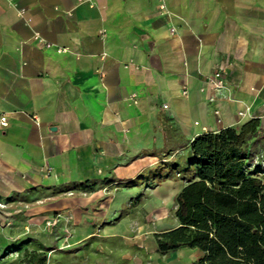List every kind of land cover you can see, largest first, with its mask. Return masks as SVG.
Instances as JSON below:
<instances>
[{
    "label": "crops",
    "instance_id": "1",
    "mask_svg": "<svg viewBox=\"0 0 264 264\" xmlns=\"http://www.w3.org/2000/svg\"><path fill=\"white\" fill-rule=\"evenodd\" d=\"M219 67L227 90L203 91ZM4 116L3 209L96 178L126 148L264 128V0H0Z\"/></svg>",
    "mask_w": 264,
    "mask_h": 264
},
{
    "label": "rangeland",
    "instance_id": "2",
    "mask_svg": "<svg viewBox=\"0 0 264 264\" xmlns=\"http://www.w3.org/2000/svg\"><path fill=\"white\" fill-rule=\"evenodd\" d=\"M187 151L126 148L82 188L56 184L49 197L2 206L0 264H22L25 250L52 248L48 264L191 263L196 250L162 255L155 242L178 226L176 197L190 175L174 162Z\"/></svg>",
    "mask_w": 264,
    "mask_h": 264
},
{
    "label": "trees",
    "instance_id": "3",
    "mask_svg": "<svg viewBox=\"0 0 264 264\" xmlns=\"http://www.w3.org/2000/svg\"><path fill=\"white\" fill-rule=\"evenodd\" d=\"M174 163L190 176L176 197L178 226L155 235L158 252L194 249L189 264H264L261 119L197 136ZM54 250L27 249L22 264H48Z\"/></svg>",
    "mask_w": 264,
    "mask_h": 264
},
{
    "label": "built area",
    "instance_id": "4",
    "mask_svg": "<svg viewBox=\"0 0 264 264\" xmlns=\"http://www.w3.org/2000/svg\"><path fill=\"white\" fill-rule=\"evenodd\" d=\"M13 1V0H10ZM45 47L50 49L53 48L52 44L50 43H46ZM57 52L58 53H63L66 52V49L63 48H57ZM205 87H203V91H210L213 92L215 94L223 91V90H227L228 88V82L226 79V70L224 67H219L218 69H216L212 75H210L206 81H205ZM183 93L185 95H187V90H184ZM210 102L215 104L217 103V99L215 97L210 98ZM165 109L168 108V106H164ZM250 111V108H245V110L239 111L238 115L240 118H245L247 116V113ZM214 115L215 116H220V109L218 107V105H214V109H213ZM0 126L1 127H6L8 126V119L7 117H2L0 119Z\"/></svg>",
    "mask_w": 264,
    "mask_h": 264
}]
</instances>
